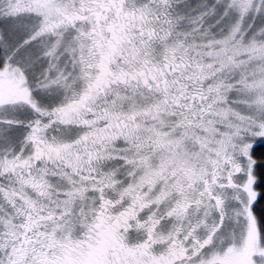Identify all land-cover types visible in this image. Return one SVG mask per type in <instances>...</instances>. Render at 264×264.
<instances>
[{"label":"snow or ice","instance_id":"6c2138e0","mask_svg":"<svg viewBox=\"0 0 264 264\" xmlns=\"http://www.w3.org/2000/svg\"><path fill=\"white\" fill-rule=\"evenodd\" d=\"M0 264H264V0H0Z\"/></svg>","mask_w":264,"mask_h":264}]
</instances>
